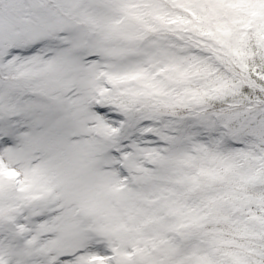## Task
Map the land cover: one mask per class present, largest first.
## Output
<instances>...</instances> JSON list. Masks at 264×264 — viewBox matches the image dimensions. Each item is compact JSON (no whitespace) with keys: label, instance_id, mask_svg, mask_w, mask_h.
<instances>
[{"label":"rangeland","instance_id":"374dc122","mask_svg":"<svg viewBox=\"0 0 264 264\" xmlns=\"http://www.w3.org/2000/svg\"><path fill=\"white\" fill-rule=\"evenodd\" d=\"M168 2L172 8L155 0H7L0 6V67L19 73L23 83L0 72V190L10 184L15 198L14 210L0 214V264H209L207 243L190 224L204 207L195 201L173 212L179 192L199 193L225 178L243 181L251 164L254 179L264 180V109L251 112L259 117L239 116L240 98L252 99L243 83L249 79L234 76L232 64L209 51L225 45L221 55L239 69L263 71L264 0ZM188 14L200 33L194 46L186 40L192 37ZM148 28H168L170 36L147 37ZM100 77L108 78L105 86ZM111 85L190 105L197 115L227 97L230 112L201 114L196 126L139 117L131 139L118 144L110 140L125 120H134L133 110L107 93ZM168 126L186 131L183 143L166 134V155L148 150L151 128L164 134ZM179 158L192 162L188 172ZM236 159L245 162L240 171L231 169ZM162 186L173 197L161 194ZM182 221L185 233L166 230Z\"/></svg>","mask_w":264,"mask_h":264},{"label":"trees","instance_id":"16d2710c","mask_svg":"<svg viewBox=\"0 0 264 264\" xmlns=\"http://www.w3.org/2000/svg\"><path fill=\"white\" fill-rule=\"evenodd\" d=\"M4 1L7 0H0V6ZM207 1H209V3L211 2V0ZM220 1L221 0H213L215 3H219ZM155 3L158 7L163 9L172 8L171 3H169L168 0H155ZM247 15L248 13L245 11L242 14V18L247 19ZM187 16L188 21L191 23L190 32L193 38L187 35L186 40L191 46H194L197 43L196 38L200 37V33L197 31L195 25L196 18L192 16V14H188ZM113 28L118 29L117 26H113ZM146 30L148 31L147 37L156 36L155 38L159 37L162 41H166L170 36L167 32L168 28L161 31H153V29L150 28ZM122 36L127 37L125 33ZM224 46L225 45H221L220 49L223 50ZM222 50L217 51L215 48H211L209 51L213 54V58L219 56L222 57V61L225 65L232 64V67L235 69L233 70L234 76L236 71L240 75L243 73V75L247 76L249 81H243L244 88L247 93L252 92L253 94L251 96L252 99L248 103L244 102L242 97L240 98V100H242L241 103L243 104L239 103L236 107L239 108V116L245 115L246 117H259L260 114H252L251 112L259 108L264 109V69L263 71L252 73L249 72L250 70L247 69L245 65L242 66V64H240L242 69H239L238 66L229 60L227 55H221L224 53ZM228 70L232 71V68L228 67ZM3 71H5V68L0 67V72ZM112 87H114V89L111 91V96L113 97L118 94L121 97V101L124 103V107L133 110V118H138L141 114H146L150 117L155 115H159L160 117L172 115L192 118L193 107L190 105L172 106L171 104L162 103L157 96L147 95L145 97H140L136 93L133 94L128 92L127 89L121 90L120 86L115 85ZM140 89H138V91H140ZM228 98L232 103L233 97ZM234 100L236 103L238 97L236 96ZM164 104L171 105V107H166ZM208 105L209 107L206 110H198L197 113L200 115L210 114L211 117L213 116L214 118L229 115L230 108L228 105L230 104L227 97L218 99V101L215 102H210ZM249 105H252V107H249ZM241 108H243V110ZM263 111L264 110H261L260 113ZM206 117L208 118L210 116L207 115ZM130 127L131 125L128 126V131H130ZM239 158L246 160L247 156L245 158L240 156ZM189 161L190 160L184 162L185 167L183 166V169L186 168L184 171L189 170V165L192 163ZM222 162L224 163V160ZM244 165L245 162H240L236 159L235 164L231 169L237 167L240 171V168ZM220 166L222 167V172L225 168L223 164H220ZM254 167L255 164H251L248 168L244 169L243 174L247 173L250 176L243 179V181L234 180L235 178L232 177L225 178L218 180L215 184L210 183L211 185H209L206 183L203 190L199 191V193L197 191L193 192L191 195L179 193L178 195L182 196L181 198H178L181 203L179 202L177 207H171L172 211L176 212L179 206L187 209V204L194 203L195 201V204L204 207V210L201 209V212L204 211L203 214H195L199 218L194 219L190 224L191 227H195V229L192 230V233L197 236L200 242L203 241L207 243L205 247L209 250V264H230L231 259L234 258L239 264H264V180L260 177V179H254ZM262 173H264V171H262ZM193 181H197V179H193ZM6 184L8 183L6 182ZM8 185L10 186V184ZM9 186H3L0 190V214H5L12 210L9 205L12 204L14 200L7 191ZM205 189L209 191V193H206ZM11 191L13 190L11 189ZM226 194L230 195L226 197L228 205L227 203L222 202V196H226ZM235 203L237 204L234 205ZM2 204L4 205L2 206ZM225 205L227 206L224 208ZM229 206H231V210L226 213L225 210ZM194 209L198 212L200 206L193 208V211ZM190 210H192L191 206ZM181 212H183V210ZM181 217L183 219L185 218L184 212L181 214ZM186 227L187 225L182 221L178 223V227L174 229L166 227V230H177L183 234L187 231L185 229Z\"/></svg>","mask_w":264,"mask_h":264},{"label":"bare ground","instance_id":"6f19581e","mask_svg":"<svg viewBox=\"0 0 264 264\" xmlns=\"http://www.w3.org/2000/svg\"><path fill=\"white\" fill-rule=\"evenodd\" d=\"M173 119L174 120H179V121H184V123H186V122H189V118L188 117H180V116H173Z\"/></svg>","mask_w":264,"mask_h":264}]
</instances>
